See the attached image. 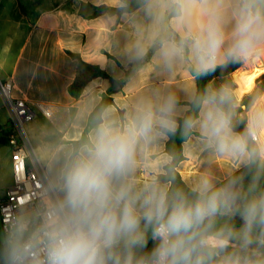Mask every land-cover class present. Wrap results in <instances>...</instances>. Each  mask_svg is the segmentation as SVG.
<instances>
[{
	"label": "clouds",
	"instance_id": "1",
	"mask_svg": "<svg viewBox=\"0 0 264 264\" xmlns=\"http://www.w3.org/2000/svg\"><path fill=\"white\" fill-rule=\"evenodd\" d=\"M142 4L164 68L194 82L220 69L219 82L190 90L188 107L167 91L122 117L101 110L85 139L48 158L39 195L0 220V264H264V82L237 84L264 60V0ZM146 54L138 41L132 58ZM177 133L185 157L228 162L223 180L209 170L176 184L177 154L160 147Z\"/></svg>",
	"mask_w": 264,
	"mask_h": 264
},
{
	"label": "crops",
	"instance_id": "2",
	"mask_svg": "<svg viewBox=\"0 0 264 264\" xmlns=\"http://www.w3.org/2000/svg\"><path fill=\"white\" fill-rule=\"evenodd\" d=\"M102 5L120 8L115 0H0L1 79L12 81V96L16 99L71 110L68 126L55 125L42 114L26 126L44 167L53 154L63 153L88 136L93 127H90L91 115L104 101L107 102L104 109L122 117L141 97L157 92H174L181 107H187V93L197 88V81L184 68L178 67L174 72L165 69L157 49L144 61L156 44L152 20L143 6L132 13L93 16L94 7ZM138 41L147 48L146 56L140 60L132 58ZM69 53L100 67L115 82L93 78L84 87L82 96L74 99L69 87L76 79L79 60ZM254 63L252 69L239 72L264 69V60L257 59ZM237 84L247 91L238 80ZM10 128V114L0 95V137ZM166 143L160 147L162 152ZM0 144V149L9 152L5 166L12 181V152L5 141ZM228 167V162L217 163L209 159L207 152L197 150L185 157L178 171L184 182L209 170L218 180H223Z\"/></svg>",
	"mask_w": 264,
	"mask_h": 264
},
{
	"label": "built area",
	"instance_id": "3",
	"mask_svg": "<svg viewBox=\"0 0 264 264\" xmlns=\"http://www.w3.org/2000/svg\"><path fill=\"white\" fill-rule=\"evenodd\" d=\"M12 89V81H3L0 77V95L9 111L11 122L10 130L1 135L0 142L5 141L9 146L13 160V185L0 197V220L5 222L11 218L20 201L34 199L39 195L37 189L43 179L45 167L29 138L27 124L38 114L58 126L71 123L69 107L16 99L12 96Z\"/></svg>",
	"mask_w": 264,
	"mask_h": 264
},
{
	"label": "trees",
	"instance_id": "4",
	"mask_svg": "<svg viewBox=\"0 0 264 264\" xmlns=\"http://www.w3.org/2000/svg\"><path fill=\"white\" fill-rule=\"evenodd\" d=\"M142 0H128V6L126 8H112L105 5L94 7V14L93 16H97L99 14H123V13H132L138 10L140 7H142ZM157 49V46L155 45L147 54V56L144 58V61L149 60L152 55V53ZM72 57L77 58L79 60V67L76 79L74 83L69 87V93L70 95L78 100L82 94L84 87L86 84L92 80L93 78L102 77L105 79H109L111 82H115L104 70H102L98 66H91L85 62H83L78 56L69 53ZM235 69H229L228 71H234ZM222 76V72L220 69L217 70L215 75H209L208 77L204 79L197 80V88H203L206 86L210 81L217 80L219 82V79ZM264 82V74L257 78L256 83ZM106 101H104L91 115V124L90 127L94 125L96 116L99 114L101 110L104 109L106 105ZM186 106L188 107L187 103ZM1 145V144H0ZM183 145L184 140L181 138L180 134L177 133L176 136L170 138L165 147L166 153H176L177 159L174 161L176 166V172L174 175V180L176 184L183 185L185 182L183 181L179 171L178 166L179 164L185 159V156L182 155L183 151ZM240 173H243L246 177L245 183L248 182L249 179H251L250 170L246 167H244L242 170H240ZM261 186H264V175L260 178ZM237 224H239V221H236ZM152 247V242L149 243V248Z\"/></svg>",
	"mask_w": 264,
	"mask_h": 264
},
{
	"label": "rangeland",
	"instance_id": "5",
	"mask_svg": "<svg viewBox=\"0 0 264 264\" xmlns=\"http://www.w3.org/2000/svg\"><path fill=\"white\" fill-rule=\"evenodd\" d=\"M263 74L264 72L261 75ZM6 157H9V152L6 148L2 147L0 149V197L4 195V189H6L7 186L10 185L9 187H11L13 185V178L12 181L9 179V169L5 166Z\"/></svg>",
	"mask_w": 264,
	"mask_h": 264
},
{
	"label": "bare ground",
	"instance_id": "6",
	"mask_svg": "<svg viewBox=\"0 0 264 264\" xmlns=\"http://www.w3.org/2000/svg\"><path fill=\"white\" fill-rule=\"evenodd\" d=\"M259 64H261L260 62H259V60L257 61ZM263 65V64H262ZM264 67V66H263ZM264 72V69H262V70H259V69H257V70H255V71H253V72H239L238 74H237V80H238V82L244 87V84L246 83V80H247V78L248 77H257V76H259V74L260 73H263ZM259 73V74H258ZM254 82V81H253ZM253 82H252V84H253ZM252 86V85H251ZM245 88V87H244ZM246 89V88H245ZM247 90V89H246Z\"/></svg>",
	"mask_w": 264,
	"mask_h": 264
},
{
	"label": "snow or ice",
	"instance_id": "7",
	"mask_svg": "<svg viewBox=\"0 0 264 264\" xmlns=\"http://www.w3.org/2000/svg\"><path fill=\"white\" fill-rule=\"evenodd\" d=\"M255 77H248L246 80V83L244 84V87L246 89H249L252 85V82L254 81Z\"/></svg>",
	"mask_w": 264,
	"mask_h": 264
}]
</instances>
